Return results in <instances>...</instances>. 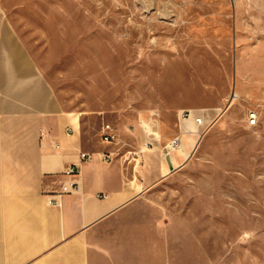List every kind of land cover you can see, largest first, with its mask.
Instances as JSON below:
<instances>
[{"label": "rangeland", "instance_id": "1", "mask_svg": "<svg viewBox=\"0 0 264 264\" xmlns=\"http://www.w3.org/2000/svg\"><path fill=\"white\" fill-rule=\"evenodd\" d=\"M0 18L65 111L139 123L145 151L188 139L232 264H264V0H0Z\"/></svg>", "mask_w": 264, "mask_h": 264}, {"label": "crops", "instance_id": "2", "mask_svg": "<svg viewBox=\"0 0 264 264\" xmlns=\"http://www.w3.org/2000/svg\"><path fill=\"white\" fill-rule=\"evenodd\" d=\"M107 121L65 111L0 18V264H232L226 203L214 214L205 167L156 150V131L145 151L139 123ZM107 123L114 143L101 140ZM73 163L79 191L49 205L46 194Z\"/></svg>", "mask_w": 264, "mask_h": 264}, {"label": "built area", "instance_id": "3", "mask_svg": "<svg viewBox=\"0 0 264 264\" xmlns=\"http://www.w3.org/2000/svg\"><path fill=\"white\" fill-rule=\"evenodd\" d=\"M181 116L183 119L188 115L186 111L181 112ZM257 119V112L250 111L249 112V123L255 124ZM67 133L72 132V129L68 128L66 130ZM102 136L101 140L105 143H114L118 140V135L116 132H114L113 127L107 123L103 126L102 129ZM180 139L181 135L175 136L172 138L168 143V147L172 149H176L180 146ZM167 143V144H168ZM58 144H55L57 146ZM148 146V144H147ZM91 154L89 152H81L79 155V162H86V160L90 159ZM105 160H111L109 154H103L102 159ZM80 173V165L79 163H73L70 164V166H67L64 171L62 172V176L64 177V180L60 184L59 188L55 189L54 191L46 194V200L47 203L51 206H57L60 207L62 205V199L63 197L67 195H71V193L77 192L80 189V183L78 181Z\"/></svg>", "mask_w": 264, "mask_h": 264}, {"label": "bare ground", "instance_id": "4", "mask_svg": "<svg viewBox=\"0 0 264 264\" xmlns=\"http://www.w3.org/2000/svg\"><path fill=\"white\" fill-rule=\"evenodd\" d=\"M232 96H234V94L232 93L231 94V97ZM182 112V111H181ZM193 112V111H192ZM186 119V118H185ZM188 122H189V120H188ZM195 133H198V131H194V130H191L190 128H188L187 129V131L185 132V134L187 135V136H192V137H194V134ZM184 134V135H185ZM188 140V139H187ZM191 146H192V149H194L195 147H196V141H194V138H193V141L191 142ZM186 145H188L187 144V142L186 143H183L181 146H179L178 148H176V149H170L167 153H170L171 151H174V150H177V151H179L182 155H185V156H188L190 153H189V150H187L186 149Z\"/></svg>", "mask_w": 264, "mask_h": 264}]
</instances>
